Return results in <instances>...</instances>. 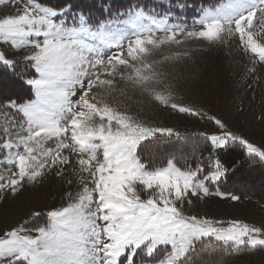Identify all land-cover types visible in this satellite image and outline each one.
Returning a JSON list of instances; mask_svg holds the SVG:
<instances>
[{
    "label": "snow or ice",
    "instance_id": "1",
    "mask_svg": "<svg viewBox=\"0 0 264 264\" xmlns=\"http://www.w3.org/2000/svg\"><path fill=\"white\" fill-rule=\"evenodd\" d=\"M173 7L195 6L181 0L160 12L133 3L95 19L71 3L0 0L12 9L0 15V44L26 50L13 59L0 51V65L15 72L24 61L28 71L19 75L32 97L0 104V202L49 175L65 184L59 206L30 210L0 231V264H204L217 248L264 246V226L185 214V205L211 194L209 183L227 176L221 151L238 145L264 163V146L183 103L176 90L178 65L232 41L253 65L248 73L264 65V0H202L190 20ZM129 92L141 110L146 103L211 120L218 131L198 134L207 157L175 148L153 156L146 145L155 142L159 153L188 137L130 111Z\"/></svg>",
    "mask_w": 264,
    "mask_h": 264
},
{
    "label": "rangeland",
    "instance_id": "2",
    "mask_svg": "<svg viewBox=\"0 0 264 264\" xmlns=\"http://www.w3.org/2000/svg\"><path fill=\"white\" fill-rule=\"evenodd\" d=\"M179 2L181 0H137L134 3L142 4L146 9L156 8L163 12L167 10L169 4L175 6ZM183 2L186 3L185 0ZM198 8L191 7L179 11L173 7V11L177 16L187 15L190 20ZM11 11L10 8H0V15ZM237 43L238 41H232L223 50L211 48L198 52L191 60L178 65L177 71L181 79L176 85L177 94L183 103H191L201 108L208 116L223 119L232 132L258 146H264V65H256L255 71L248 73L247 69L252 68L253 65L248 57L238 50ZM0 51L6 52L9 59L26 54V50H12L8 45L3 44H0ZM26 71L28 69L25 62L20 60L13 72L14 80L9 79L5 82V79L0 77V87H3L2 91H4L0 104L6 103L11 98L17 102L32 98L31 89L24 83V79L28 77L19 75ZM9 90L16 92V99L14 95L9 96ZM128 95L131 99H126L125 103L132 105L130 111L138 112L140 118L151 126L173 127L182 135L189 136L218 131L214 123L208 119L179 115L170 109L162 110L155 105L148 106L146 103L141 110L136 103L138 97L132 96L131 92ZM2 123L3 117H0V124ZM216 184L209 183L210 195L195 200L191 206L185 205V214L225 222V226L226 222L233 220H240L257 227L264 226L263 201H257L245 194L221 192ZM64 191L65 184L53 175H49L42 185L27 188L21 195L0 202V231L19 224L29 215L30 210L46 211L52 206H59ZM217 192L223 195H216ZM232 195L239 199L232 200ZM45 220L46 218H40L35 223L43 224ZM165 250L162 248L160 253ZM137 259L139 260V257Z\"/></svg>",
    "mask_w": 264,
    "mask_h": 264
},
{
    "label": "trees",
    "instance_id": "3",
    "mask_svg": "<svg viewBox=\"0 0 264 264\" xmlns=\"http://www.w3.org/2000/svg\"><path fill=\"white\" fill-rule=\"evenodd\" d=\"M137 0H41V2L52 5H65L71 3L75 5L76 9H83L86 14L90 13L93 18H100L103 9L110 8L112 12L118 9H126L130 4ZM144 1V0H141ZM189 5L200 7L202 0H185ZM207 2V0H205ZM13 71L0 65V77L7 82L13 78ZM14 80V79H12ZM0 87V101L2 100V89ZM6 91V90H5ZM10 92V93H9ZM9 96H13L16 99V92L9 90ZM14 99V98H11ZM187 136V141L176 142L175 138L169 141V147L165 148L164 145L159 146V153H157V145L155 142L146 148H151V154L153 156L159 155L160 159H163L170 151L179 149L183 151L185 155H190L195 151L196 155H200L202 151L204 156L208 155V142L198 134L194 135H182ZM147 155V153H142ZM219 157L228 169V174L222 177L220 182L216 184V187L221 192L245 194L257 201L264 202V163L255 162L247 157V154L243 152L240 146L230 145L228 149H225L219 153ZM182 162V161H181ZM219 244V242H216ZM204 264H264V246H257L255 248L241 249L239 252L223 253L217 248L212 253H206L203 257Z\"/></svg>",
    "mask_w": 264,
    "mask_h": 264
}]
</instances>
